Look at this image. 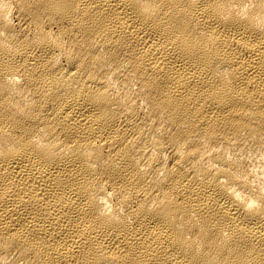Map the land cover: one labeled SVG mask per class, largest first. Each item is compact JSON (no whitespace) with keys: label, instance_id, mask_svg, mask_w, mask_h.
<instances>
[{"label":"bare ground","instance_id":"obj_1","mask_svg":"<svg viewBox=\"0 0 264 264\" xmlns=\"http://www.w3.org/2000/svg\"><path fill=\"white\" fill-rule=\"evenodd\" d=\"M0 264H264V0H0Z\"/></svg>","mask_w":264,"mask_h":264}]
</instances>
